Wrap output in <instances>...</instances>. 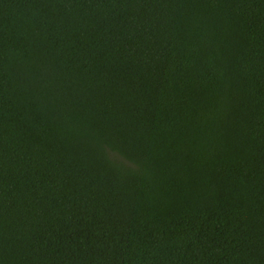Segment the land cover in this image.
<instances>
[{"label": "trees", "instance_id": "trees-1", "mask_svg": "<svg viewBox=\"0 0 264 264\" xmlns=\"http://www.w3.org/2000/svg\"><path fill=\"white\" fill-rule=\"evenodd\" d=\"M0 264H264V0H0Z\"/></svg>", "mask_w": 264, "mask_h": 264}]
</instances>
